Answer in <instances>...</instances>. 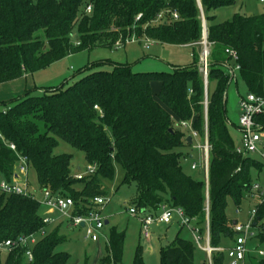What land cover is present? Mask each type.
Wrapping results in <instances>:
<instances>
[{"label": "trees", "instance_id": "16d2710c", "mask_svg": "<svg viewBox=\"0 0 264 264\" xmlns=\"http://www.w3.org/2000/svg\"><path fill=\"white\" fill-rule=\"evenodd\" d=\"M200 2L201 6L198 0H0V84L82 50L113 48L117 41L125 44L132 35L193 45V61L184 67L136 72L130 64L101 62L111 68L93 70L88 66L71 85L40 91L37 87L0 101V177L12 179L19 157L25 156L41 189L72 197L74 215L85 214L90 199L106 195L102 179L114 178L118 162L124 169L122 183L137 184L134 205L139 209L156 213L165 204L181 207L196 220L201 234L209 223L212 246H222L225 241L232 245L236 231L234 219L227 213L228 203L243 209L253 185L251 172L264 170V160L236 150L227 116L232 74L224 64L232 57L226 49L236 51L248 91L263 95L264 12L236 13L218 22L216 11L234 0ZM90 4L92 10L87 12ZM162 11L163 18L157 19ZM173 11L178 19L173 18ZM202 14L210 42L207 82L200 70ZM154 82L159 83L157 91ZM255 120L264 129V113ZM182 121L191 122L202 139L207 134V176L202 170L201 178L193 177L183 167V160L189 158L185 150L191 144ZM59 140L84 152L88 165L97 164L96 173L75 178L70 168L72 155L54 152ZM40 206L37 198L0 191V244L43 228ZM256 210V237L263 243L264 193ZM47 231L30 246L32 260L25 247L10 252L0 247V264H66L69 253L56 250L66 236L59 226ZM125 235L116 227L111 229L97 264L122 261ZM194 242L179 232L172 245L161 247L160 264H194ZM226 257L224 251H215L212 264H224ZM246 261L264 264V255L247 254ZM84 264H88L87 258ZM132 264H146L142 245Z\"/></svg>", "mask_w": 264, "mask_h": 264}, {"label": "rangeland", "instance_id": "374dc122", "mask_svg": "<svg viewBox=\"0 0 264 264\" xmlns=\"http://www.w3.org/2000/svg\"><path fill=\"white\" fill-rule=\"evenodd\" d=\"M263 12L264 2L260 0H234L233 4L221 7L216 11V19L218 22H224L231 19L236 13L255 15ZM140 41L141 40L138 39L136 42L134 41L135 43H125L126 45L123 44L120 47L115 46L113 48L96 47L68 55L56 61L54 64L37 71L35 75L37 87L38 89H46L50 87H59L62 84H65V86L71 85L83 75L78 72L88 66H92L91 69L93 70L111 68L101 62L130 64L133 71L136 72H159L170 69L171 64L184 66L191 64L193 61L191 50L186 46L157 43L156 45L153 44L150 48H146L144 42L140 43ZM196 46L198 49L200 48L199 45ZM200 50L202 51L201 48ZM157 85V82L153 83L154 91L158 90L156 88ZM239 89L242 93H246L243 86H240ZM227 93L228 103L231 104L234 102L237 107L239 92L234 83L229 85ZM233 121L235 124L239 122L237 118ZM229 128L230 132L234 134L233 138L235 143L238 144V137L240 138L241 135L240 132H238L232 123H229ZM108 132L111 134L110 129H108ZM262 143L264 144V138ZM54 152L56 154L68 153L72 155L70 168L73 174H85L87 172L89 165L86 161L84 152L75 149L63 140H59V144ZM191 152L195 155L194 161L199 163V148L193 147L191 148ZM253 156L260 159L258 154H253ZM192 161L193 159H186L184 162L185 171L193 177L201 178L202 166L198 165L197 169H191ZM251 174L252 184L257 183L260 190L264 191V170L260 172L252 170ZM123 176V167L118 162H115L114 178L102 179L104 189L106 190L105 196L108 199L104 206L103 214L106 216L109 223L103 230L105 236H102L99 241H92L86 238V231L84 228L72 225L69 226L70 219L68 216L62 215L59 212L51 214L55 217L62 216V221L48 226V230L51 231L59 226L62 233L66 236V241L56 248L57 251H66L69 253L70 257L66 264H84L86 258L88 264H97L99 258L104 254V247L113 227H116L120 231H125L126 233L122 261L119 264H132L138 245L143 246L146 264H160L161 247L172 245L179 232L183 238L194 242L191 230L187 226H182L177 217L169 224L160 223L158 221L153 222L151 225V236L144 238L141 233L142 224L139 219L142 213H138V216H133L129 213V208L134 206V200L138 195L137 184L135 182L129 184L122 183ZM29 182L30 189L35 191L36 198L41 200L42 189L33 168L29 169ZM81 188V184L76 185L77 190ZM258 201L259 197L257 196L253 201L247 202L242 211H238L234 204L229 201L227 213L231 217L239 218L240 222H244L251 209L256 206ZM70 212L71 210L68 209V215ZM160 212L161 211L158 210L154 215H158ZM40 213L41 215L48 213V209L42 204L40 206ZM229 244V241H225L222 246L227 247ZM194 245V264H210L208 254L197 246L195 242ZM247 247L249 250L248 254L259 257V251H264V242L262 243L257 237H253L248 240ZM230 263L231 259L226 257L224 264ZM246 264H249V262L246 261Z\"/></svg>", "mask_w": 264, "mask_h": 264}, {"label": "built area", "instance_id": "2783aa9c", "mask_svg": "<svg viewBox=\"0 0 264 264\" xmlns=\"http://www.w3.org/2000/svg\"><path fill=\"white\" fill-rule=\"evenodd\" d=\"M264 2V0H260ZM92 5H88L86 8L87 12H91ZM164 11L160 12L157 19H162L164 16ZM142 14L137 16V19L141 17ZM174 19L179 18V14L176 11L172 12ZM203 21V37L200 42L202 45V51L200 55V70L207 82L208 77V59L210 54V42L207 38V28L204 25L206 20L204 14H202ZM139 38L132 35L131 38L126 40L137 41ZM145 39L149 42V46L154 44V41L148 37ZM78 44V43H77ZM121 41L116 42V47L122 46ZM226 52L234 59L237 58V53L233 49H226ZM235 69H240L237 64ZM233 72V70H232ZM97 108V106H95ZM239 127L242 132L241 143L236 147L237 152L242 154H258L264 159V132L261 126L256 122L255 118L259 114L264 113V94L258 95L254 92L248 91L246 94L239 99ZM181 126L188 128L189 133L192 137H198V133L192 129L191 122L182 121ZM0 136H2L0 134ZM206 141L200 147H203L205 152V168L208 171L209 167V149L210 145L208 143V138L206 134ZM10 148L15 150L14 144H9ZM192 168H196V163L192 164ZM97 170V164H90L88 166L87 172L75 174V178L82 179L87 175L95 174ZM0 191L6 194H19V195H29L36 198L35 191L30 189L29 182V165L25 156L19 157V162L17 167L14 169L12 179L7 180L6 178L0 177ZM252 192L258 195L259 201L261 199L264 191H261L259 185L253 184L251 188ZM107 198L104 195L95 196L89 201V210L85 214L74 215V200L72 197L63 195L61 193H56L50 189H42V199L39 202L48 209V213L43 216L44 227L38 232H34L28 235H21L16 239H7L0 244L1 250L3 252H10L13 249L25 247L26 255L29 260L33 259L32 249L30 246L34 245L40 238L47 234L48 226L59 223L62 221V216L55 217L51 215L52 213L59 212L62 215H66L70 219V226L81 227L80 223L84 222L85 225L82 227L86 231V238L92 241H99L102 236H105L103 230L106 226V216L103 214V209L107 203ZM70 209L71 212L68 215L67 210ZM160 214L154 215L156 213L145 211L144 209H139L136 205L129 208V213L133 216H138V213H142L139 217L142 224L141 233L144 238H148L151 235V225L153 222L158 221L160 223L169 224L172 220L177 217L182 226H187L192 234L195 243L204 250L209 257V262L212 264V253L215 251H224L227 256L234 259L237 263L246 264V256L249 252L247 243L248 240L256 237L258 234L256 218V207H254L249 214V217L244 222H236L234 224V230L236 231V237L233 244L229 247H214L210 244V232L209 223L207 222L204 234H201L199 226L196 224V220L187 216L185 211L181 207H174L168 204L162 205L160 207ZM261 229L264 230V221ZM260 255H264V251H259Z\"/></svg>", "mask_w": 264, "mask_h": 264}, {"label": "crops", "instance_id": "0c3cea01", "mask_svg": "<svg viewBox=\"0 0 264 264\" xmlns=\"http://www.w3.org/2000/svg\"><path fill=\"white\" fill-rule=\"evenodd\" d=\"M206 20V19H205ZM207 24V23H206ZM208 29V28H207ZM208 32V31H207ZM140 43L141 42H144V46L146 48H150L151 46H149V42L144 38L140 39ZM154 41V45H156L157 43H160L158 41ZM136 42V41H135ZM134 41H130V42H127L128 43H135ZM162 44H165V43H162ZM126 45V44H124ZM182 46H186L188 47L190 50H191V53H192V49H193V45H189V44H186V45H182ZM72 55V54H71ZM193 56V55H192ZM54 64V63H53ZM106 66H110V64H105ZM189 65V64H187ZM187 65H184V66H187ZM236 59L232 58V60L230 61H227L225 64H224V68L226 71L230 72L232 74V81L230 84L234 83L238 89V92H239V97H238V101H237V107L235 105V103H231L229 104L228 103V97H227V116H228V120H229V123H232L236 129L238 130V132H240V138L238 137V144H236V147L240 145L241 143V137H242V132H241V129L239 127V122L238 124H235L234 123V119H238L239 121V116H240V108H239V99L241 96H243L244 94H246L248 92V89L240 75V71L239 69H235L236 68ZM167 66V65H165ZM175 66H179V67H184V66H180V65H175V64H171L170 65V69H166L167 71L169 70H172ZM161 68H166V67H161ZM169 68V67H167ZM133 69V68H132ZM164 70V71H166ZM233 70V72H232ZM142 72V71H140ZM37 72L33 73V74H25L24 76L16 79V80H12V81H9V82H5V83H1L0 84V101H7V100H11V99H14V98H17V97H20L22 96L27 90H32V89H35L37 88V82H36V78H35V75H36ZM32 79V80H31ZM240 86L246 90V93H242L240 91ZM157 89L159 88V83L156 87ZM42 90V89H39V91ZM228 94V93H227ZM183 127V126H182ZM184 128V127H183ZM186 131H189L188 128H184ZM230 129V128H229ZM263 132H264V129H262ZM235 133V132H234ZM232 136L234 137V134L231 133ZM191 135L190 133L187 135L189 136ZM206 137V136H205ZM192 140H193V143L190 145V147H188V149L185 150V153H189V159H193L192 163H191V169H197L198 168V165L202 166V170L205 172V175L207 176L208 174V171L206 170L205 168V152H204V149L203 147H200V145H203L206 141V138L205 139H202L199 134H198V137H192ZM193 147H198L199 148V163H197L196 161H194L195 159V155L191 152V148ZM192 156V157H191ZM261 158V156H259ZM262 159V158H261ZM264 160V159H262ZM186 161V159L183 160L182 164H183V167H184V162ZM193 163H196V168H192V164ZM201 170V171H202ZM257 194H255V192H252L251 191V194L249 195V198L247 199V202H251L254 200V198L256 197L257 198ZM259 202V201H258ZM257 202V203H258ZM256 207V206H254ZM253 207V208H254ZM252 208V209H253ZM251 209V210H252ZM238 211H242L243 209H237ZM250 214V213H249ZM249 217V215H248ZM248 217L245 219V221L248 219ZM234 219V224L236 222H240L239 218H236V217H232ZM106 221L109 223L108 219L106 218ZM106 223V225L108 224ZM70 226V225H69ZM82 227V226H81ZM119 230V229H118ZM151 236V235H150ZM194 239V238H193ZM231 246V245H230ZM223 247V246H221ZM229 247V246H227ZM226 248V247H224ZM204 251V250H203ZM143 255H144V249H143ZM229 258V257H228ZM231 259V258H229ZM233 262H236L234 259H231V263L230 264H233ZM236 264H239L236 262Z\"/></svg>", "mask_w": 264, "mask_h": 264}, {"label": "water", "instance_id": "95a60500", "mask_svg": "<svg viewBox=\"0 0 264 264\" xmlns=\"http://www.w3.org/2000/svg\"><path fill=\"white\" fill-rule=\"evenodd\" d=\"M198 1H199L200 6H201V2H200V0H198ZM204 25H205L206 28H207V24H206V22H205ZM206 34H207V31H206ZM186 140H187V142H189L190 144L193 143V140H192V136H191V135L187 136ZM191 157H192V156H191ZM106 223H108V222L106 221ZM80 225L83 227V226L85 225V223H84V222H81ZM233 264H236V262H233Z\"/></svg>", "mask_w": 264, "mask_h": 264}]
</instances>
